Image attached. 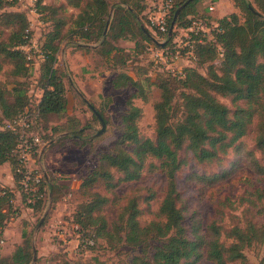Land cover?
Masks as SVG:
<instances>
[{
  "label": "trees",
  "instance_id": "16d2710c",
  "mask_svg": "<svg viewBox=\"0 0 264 264\" xmlns=\"http://www.w3.org/2000/svg\"><path fill=\"white\" fill-rule=\"evenodd\" d=\"M43 1L37 0L36 7L42 13L48 12L44 14L51 21V28L40 43L44 57L36 64L27 59L23 49L33 36L32 31L27 32L30 26L28 13L4 10L6 6H16L18 0H0V21L12 29L4 40H0V72L5 60L12 63L15 75L38 70L41 89L40 98L33 102L32 95L25 88H15L10 99L0 87V166L10 165L15 183L11 187L0 181V227L7 228L27 207H32L34 212L45 209L49 189L53 193V205L61 199L57 192L62 190L60 182L63 180L48 168L49 180L45 175L42 180L43 197L32 205L22 193L17 201L21 189V179L16 172L20 140L18 133L7 128L6 124L28 110L34 119L32 131L39 133L43 129V118L66 113V72L60 60L61 43L66 40L85 52L96 54L102 65L115 71L114 88L134 86L137 89L126 101L127 110L121 118V137L113 151L103 153L98 165L81 179L77 192L84 201L78 202L67 216L80 226L82 239L93 241L85 248L96 250L98 243L103 241L110 248L120 244L137 250L127 264H197L204 257L214 264H249L245 249L257 242L264 246V222L256 225L250 221L245 227L233 226L225 232L214 219L203 230L202 221L194 214L190 230L180 206L182 197L177 188V174L183 166L180 151L184 147L193 152L198 162H213L228 153L248 133L255 120H258L256 143L264 162V0H234L241 13L233 12L214 20L199 12L203 0H191L177 17L173 37L180 33V29L188 28L194 19H200L209 27L218 25L219 31L212 32L215 40L202 36V33L193 34L195 66L185 67L180 76L161 71L149 61L148 66L156 67L153 68L156 75L152 80L146 74L143 81L131 73L143 68L137 62L138 56L131 58L130 50L115 42L133 41V51L139 52L152 42L143 30L144 26L150 31L146 17L147 0H66V6L77 12L72 18L59 14L61 6L44 4ZM174 1L171 23L177 9L188 0ZM112 8L113 19L105 38ZM201 37L203 40L199 42ZM83 44L99 45L93 49ZM218 45L222 50H218ZM204 66L208 67L206 73L200 71ZM145 82L155 84L160 90V99L154 103L156 127L153 138L141 136L138 120L142 108L134 103L135 98L143 96ZM219 94L231 95L234 102L243 101L244 104H237L231 112L230 107L219 100ZM177 98L181 99L180 115L176 111ZM60 133L62 131H57L54 135ZM50 140L52 137L47 139ZM39 154L36 164L41 169ZM146 169H160L167 180L161 204L152 212L156 217L141 223L142 210L137 199L131 198L118 217L110 222L102 211L111 202L109 194L119 199L117 188L123 183L137 181ZM259 169L264 174V166ZM223 175L198 178L209 181ZM147 189L150 194L146 202L150 203L155 191ZM253 193L257 200H264V190L257 189ZM251 202L255 204L256 200ZM22 221V242L10 255H1V250L0 264H29L32 261L33 228H30L31 221ZM53 257L68 264L65 253H56ZM92 259L94 264H106L97 256ZM261 263L264 264V258Z\"/></svg>",
  "mask_w": 264,
  "mask_h": 264
},
{
  "label": "rangeland",
  "instance_id": "374dc122",
  "mask_svg": "<svg viewBox=\"0 0 264 264\" xmlns=\"http://www.w3.org/2000/svg\"><path fill=\"white\" fill-rule=\"evenodd\" d=\"M43 3L61 6L59 14L66 18H72L77 13L66 6V0H44ZM36 4L35 0H18L16 6H6L4 10L26 11L33 32L32 38L40 46L51 28V21L45 16L46 13L48 14L47 11H44L45 14L39 9L36 12L32 11V7L37 6ZM150 5L151 1L147 0V18ZM210 6H213L214 9L210 10ZM199 12L207 16L210 15L213 20L233 12L241 13L234 0H203L199 4ZM113 14L114 8L111 9L108 19L110 23L107 25V34ZM11 30L0 21V40H4ZM107 34L104 35L105 38ZM115 44L130 50L131 58L138 56L137 62L143 68L137 71L129 69L136 79L143 81L146 74H149L150 78L154 80L156 71L153 68L155 66L153 68L148 66L150 60L145 49L141 50L142 52L133 51L135 47L133 41L119 40ZM60 60L66 72L64 82L67 89L68 108L63 115L53 114L49 118H43V129L39 133L41 136L45 134L43 140L47 141L52 137L50 141H54L46 148L43 167L49 168L57 178L65 181L60 182L63 185L62 190L57 193L61 199L55 205L50 197H47L45 209L29 212L30 218L33 215L30 228H33V241L37 248L35 264H63L54 259L53 254L56 253H65L69 259L68 264H94L92 258L95 256L106 264H127L131 261L132 256L138 253L137 250L120 246V244L110 248L103 241L101 244L98 243L96 250L82 248L77 233L69 227L58 229V221L67 218L68 214L74 211L77 203L84 199L77 192L81 179L98 165L99 157L103 153L113 151L122 134L121 118L127 110L126 101L130 95L137 92V89L134 86L124 89L114 88L112 79L116 75L115 71L102 65L100 57L96 54L85 52L81 47L68 43L66 40L61 43ZM184 64L182 62L181 66ZM195 64L196 62L191 66H195ZM207 68L204 66L200 68V71L206 73ZM12 70V63L5 60L4 68L0 72V87L6 91L7 96L12 99L15 88H25L32 95L33 102L38 100L41 95L38 84L40 72L33 70L26 75H15ZM145 70H148L149 73ZM79 92L88 102L79 95ZM218 98L230 107L231 112L235 110L237 104H244L243 101L234 102L231 95L219 94ZM159 99V88L155 84L147 82L143 85V96L134 99V103L142 108V116L138 120L141 136L155 137L154 103ZM176 101V111L180 115L181 99L177 98ZM88 103L105 120L106 128L100 134L98 131L102 128V122ZM257 123L258 120H255L248 133L231 147L228 153L222 154L213 162H198L193 152L186 147L180 151L183 166L177 174V188L182 197L180 206L186 216L185 223L190 230L194 214L202 221L203 230L214 219L218 220V224L225 232L233 226L245 227L250 221L256 225L264 222V200H257L253 193L257 189L264 190V174H261L259 169L264 166L263 155L256 143ZM57 131H62V133L54 135ZM66 136L68 137L64 139ZM61 139L64 140L61 141ZM49 142H44L43 147ZM125 148L129 149V147ZM151 161L155 164L158 163L157 160L152 159ZM222 173L224 175L217 180L209 179L211 182L198 178L203 175L212 178L216 174ZM166 183V176L160 169H146L137 181L123 183L117 188L119 199H116L113 194H109L111 202H108L102 211L111 222L118 217L131 198H136L142 210L140 221L144 224L156 217L152 212L158 210L161 204ZM147 188L155 191V196L150 203L146 202V197L150 194ZM252 199L256 200L255 204L251 202ZM24 210L28 212L27 208ZM47 210L48 214L35 234L40 222L39 218L41 219ZM20 226L22 229L23 221H20ZM10 229V232L6 231L3 236L8 242L7 249L12 245L10 242L20 235L19 226H12ZM245 254L249 264H262L264 246L258 242L254 243L245 249ZM197 264L214 263L204 257Z\"/></svg>",
  "mask_w": 264,
  "mask_h": 264
},
{
  "label": "built area",
  "instance_id": "2783aa9c",
  "mask_svg": "<svg viewBox=\"0 0 264 264\" xmlns=\"http://www.w3.org/2000/svg\"><path fill=\"white\" fill-rule=\"evenodd\" d=\"M37 2V0H35ZM174 0H151L150 8L147 12L148 27L155 40L147 43L145 52L156 67L161 71H168L173 74L182 75L184 68L190 66L196 61L195 56V42L193 34L208 36L213 41L215 40L212 32L219 31L218 25L209 27L204 20L194 19L188 28L180 29L175 37H169L168 33L171 26V14L174 8ZM210 10L214 7L210 6ZM32 11L36 12L37 7L33 6ZM31 25L27 32H30ZM174 32V31H173ZM203 37L199 39L202 42ZM164 43V45H160ZM218 50H222L218 45ZM27 59L30 62L38 64L39 59L44 57V52L41 47L33 40L30 39L28 45L23 47ZM184 62V66L181 63ZM34 119L28 114L26 110L21 115L17 116L12 121L7 122L6 127L14 130L19 135L20 143L17 149V167L16 172L20 176L21 189L18 194L22 193L27 195V202L35 204L36 201L43 197L41 192L42 180L44 177L43 169L39 168L36 164V158L44 145L41 135L38 132L32 131ZM14 202V200H13ZM32 213L34 209L27 207ZM58 229L72 228L77 233L79 240L83 243V247L87 244H93V241H85L82 239V232L80 226L72 219L63 218L58 221ZM6 228L0 227V251L4 247L5 239L3 238Z\"/></svg>",
  "mask_w": 264,
  "mask_h": 264
},
{
  "label": "crops",
  "instance_id": "0c3cea01",
  "mask_svg": "<svg viewBox=\"0 0 264 264\" xmlns=\"http://www.w3.org/2000/svg\"><path fill=\"white\" fill-rule=\"evenodd\" d=\"M68 43H73V42H68ZM73 44H75V43H73ZM83 45L84 46H87V47H90V48H93V49H96L99 44H83ZM79 95H80V92H79ZM43 148L44 147L41 148L39 156H41V153H42ZM45 153H46V150L44 151L43 156L45 155ZM43 156H42V159H41V167L43 168V171L45 173H47V175H48L47 180H49L50 175H49L48 170H47L48 168L43 167L44 166ZM0 181L3 184L7 185V186H11V187H14L15 186L14 176H13L11 167H10V165L8 163L0 166ZM64 181L65 180H63L62 182H64ZM48 192H49V197L52 200L53 199V193H52V191L50 189L48 190ZM19 200H20V196L17 195V201L19 202ZM29 212H30L29 210H28V212L26 210H23L22 215L20 217H18L17 219L13 220L12 222H10L9 225H8V227L5 229V232L6 231L7 232H10V230H11L10 228H12V226H19L20 227V235H19V237L17 239H15L14 241L10 242V244L12 243V245L10 246L9 249H7L8 242L6 241L5 246L2 248L1 255H6V256L7 255H10L14 251L15 246L18 245V244H20L22 242V229H21V226L22 225L20 226V221L22 222V219H26L28 221H31V219L33 218V215H32V218H30L31 215L29 214Z\"/></svg>",
  "mask_w": 264,
  "mask_h": 264
},
{
  "label": "water",
  "instance_id": "95a60500",
  "mask_svg": "<svg viewBox=\"0 0 264 264\" xmlns=\"http://www.w3.org/2000/svg\"><path fill=\"white\" fill-rule=\"evenodd\" d=\"M190 1H191V0H188V1L185 2L181 7H179V8L177 9V11H176V13H175V16H174V19H173V21H172V23H171V26H170V30H169V33H168V36H169V37H172V35H173V31H174V28H175V23H176V20H177V17H178V15H179V13L182 11V9H183V8H184V7L190 2ZM109 23H110V22H108V25H109ZM107 30H108V26H107V28L105 29L104 35L107 34ZM143 30L145 31V33H146L149 37H151V38H153V39L155 40V38L153 37L152 33H151L146 27L143 26ZM160 45H164V43H160ZM80 96L83 97V94L80 93ZM83 98H84V97H83ZM84 99H85V101L88 102V100H87L86 98H84ZM88 104L91 106V108L93 109V111L99 116V118H100V120H101V122H102V128H101V130L98 131V134H100V133H102V132L105 130V128H106L105 120H104V118L100 115V113H98V112L96 111V109H95L90 103H88ZM53 142H54V141H50L47 145L44 146V148H43V150H42V153H41V156H40V161H41V159H42V156H43L44 151L46 150V148H47L48 146H50ZM44 175H45L46 178H48L47 173L44 172ZM50 199H51V198H50ZM51 201H52V200H51ZM47 214H48V210L45 212L44 216L40 219V222H39V224H38V226H37V229H36L35 234H37V231H38L39 228L42 226V224H43V222H44V220H45ZM33 253H34V254H33V259H32V261H31L29 264H35L36 261H37V248H36V245H35L34 241H33Z\"/></svg>",
  "mask_w": 264,
  "mask_h": 264
}]
</instances>
